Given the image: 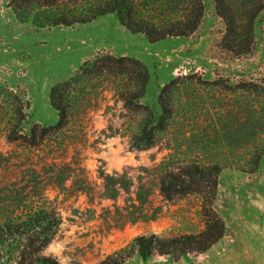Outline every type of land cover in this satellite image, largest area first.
<instances>
[{"label":"rangeland","instance_id":"374dc122","mask_svg":"<svg viewBox=\"0 0 264 264\" xmlns=\"http://www.w3.org/2000/svg\"><path fill=\"white\" fill-rule=\"evenodd\" d=\"M8 1L0 0V85L28 99L25 131L56 124L51 88L103 52L145 65L148 80L139 102L152 109L154 123L161 115L162 86L172 79L176 84L165 127L146 149L129 147L148 113L124 107L115 87L125 80L91 78L74 89L71 120L45 131L38 147L7 141L0 123V219L27 221L39 207L53 211L61 223L39 255L59 264H99L139 234L172 238L205 230L202 197L163 199L157 165L218 163L211 208L222 235L201 252H153L146 259L134 252L121 264H264V0H231L242 25L243 2L260 6L251 25L253 50L239 56L223 46L225 24L213 0H202L203 16L191 34L154 42L127 30L113 12L73 26L38 28L18 20ZM53 162L67 163L71 171ZM101 170L117 183L109 184ZM82 178L88 179L90 197L79 190ZM25 238L3 230L0 264H29L27 255L12 253Z\"/></svg>","mask_w":264,"mask_h":264},{"label":"trees","instance_id":"16d2710c","mask_svg":"<svg viewBox=\"0 0 264 264\" xmlns=\"http://www.w3.org/2000/svg\"><path fill=\"white\" fill-rule=\"evenodd\" d=\"M213 3L217 15L225 24L223 46L234 55L250 53L253 50L251 25L260 6L256 7V2H243L246 24L242 25L241 15L233 8L234 4L231 0H213ZM8 6L18 20L30 21L38 28L73 26L90 21L98 15L113 12L127 30L142 34L150 42L169 36L191 34L198 27L204 12L202 0H9ZM98 77L111 82L125 80L122 85L115 87V93L122 100L124 107L148 113L140 119L137 131L131 135L129 147L146 149L155 145L156 131L164 129L165 126L162 125L164 115L171 111L168 98L171 87L176 84V79L162 86L157 99L161 115L154 123L152 109L139 102L148 80L147 68L136 58L115 56L110 52H103L92 59L85 60L73 76L51 88L50 104L58 114L56 124L51 126L39 127L33 124L29 130L25 131L22 123L26 121L28 115L26 112L29 108L28 99H25L24 93L21 94L0 85V123L4 124L6 140L33 147L42 145L46 137L45 131L61 129L71 120L73 103L71 92L74 89L78 90V87L87 80ZM261 153L264 154V145ZM53 164L59 168L66 167L71 171L67 163L53 162ZM157 168L159 170L158 193L163 199L171 201L176 197L189 194H199L202 197L201 210L205 218V230L197 234H184L172 238L160 237L154 233L139 234L133 237L124 248L107 255L99 264H121L134 252L138 253L142 259H146L153 252L171 257H178L192 251L201 252L222 235L223 224L217 216L213 215L211 208V198L218 183L221 165L184 162L173 166L163 161L157 165ZM99 174L109 184L117 183L103 170ZM82 181L79 190L90 197L92 193L87 190L88 179L82 178ZM107 195L114 197L111 192ZM139 201L146 202L142 198H139ZM31 211L27 221L19 222L14 220V217L0 219V235L3 230L10 234H25L26 241L13 248L12 253L18 252L21 257L27 255L31 260L29 264H33V261L38 264H59L53 257L39 255V251L57 233L61 217L42 207ZM4 264L9 262L5 261Z\"/></svg>","mask_w":264,"mask_h":264}]
</instances>
